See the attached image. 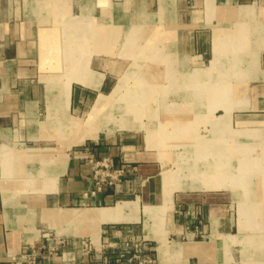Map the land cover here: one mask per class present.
I'll return each instance as SVG.
<instances>
[{
    "label": "crops",
    "instance_id": "1",
    "mask_svg": "<svg viewBox=\"0 0 264 264\" xmlns=\"http://www.w3.org/2000/svg\"><path fill=\"white\" fill-rule=\"evenodd\" d=\"M128 97L164 98L171 123L96 126ZM187 114L197 185L165 171ZM91 157L125 170L96 198ZM45 235L48 264L139 242L148 264H264V0H0V264Z\"/></svg>",
    "mask_w": 264,
    "mask_h": 264
},
{
    "label": "rangeland",
    "instance_id": "2",
    "mask_svg": "<svg viewBox=\"0 0 264 264\" xmlns=\"http://www.w3.org/2000/svg\"><path fill=\"white\" fill-rule=\"evenodd\" d=\"M146 68V67H144ZM190 75L187 76V79L189 78ZM191 83H186L185 86L187 85L188 88H185L186 91H192L190 87ZM140 85V84H139ZM151 85V84H149ZM162 89L170 92H174L177 90H182V84L178 86V83H169V82H164L161 83ZM230 85V84H229ZM235 85V84H234ZM145 84H142L141 92L145 93L147 92V89L145 90ZM136 88V84L134 83L133 80H131L125 87L124 91H134ZM137 90H139L137 88ZM145 96V95H144ZM185 105H183L186 108V111H193L194 104L197 103V99H186ZM183 100H180L179 103L181 104L184 102ZM170 102V103H169ZM170 106L173 104L174 100L170 99L169 100ZM194 103V104H193ZM197 106V104H195ZM114 106L117 107H122V111L124 113L121 115L120 113H114L113 114V119L110 120L109 116L106 115L101 119L102 125L106 126V130L111 133H115L117 129H115L114 125H119V124H131V122L134 121L136 127H140L141 131L140 133H158L159 130H157V126L159 125V122L162 123L164 122L165 124L167 122L171 123V121H168L167 115L163 113L165 111V108H167V100L164 98H152V99H133L131 100L130 97H128L126 100L125 99H115ZM184 108V109H185ZM156 113V114H154ZM221 111L220 109L217 111L216 116H220ZM138 120V122H135V120ZM187 119V124L189 125L191 130L185 131L184 138L185 142H188L187 144H190L188 146H170L168 149L170 151V156L175 158V165H171L170 163L165 171L168 172H174L176 174V183L180 182H191L195 183L197 185V177L191 176L190 178H187L186 176L188 173L190 175H193L194 172L197 174V115L193 114H187L186 115ZM100 124V122H98ZM97 124L96 126H98ZM172 132V131H171ZM167 133V132H164ZM203 135L208 134V131L203 130L201 132ZM183 134V132H182ZM183 137V136H182ZM203 137V136H202ZM192 144H195V146H192ZM167 150V149H166ZM170 160H172L170 158ZM195 160V162H194ZM194 163L196 164L195 167L192 169L194 166ZM179 167V170L177 169ZM187 169V170H186ZM188 169H191L190 172ZM178 170V171H177ZM182 171V172H181ZM194 171V172H193ZM177 172V173H176ZM194 174V175H195Z\"/></svg>",
    "mask_w": 264,
    "mask_h": 264
},
{
    "label": "built area",
    "instance_id": "3",
    "mask_svg": "<svg viewBox=\"0 0 264 264\" xmlns=\"http://www.w3.org/2000/svg\"><path fill=\"white\" fill-rule=\"evenodd\" d=\"M91 167V189L84 197L96 198L108 190L117 189L123 182L125 170L121 166H114L109 158H89ZM59 243H53L52 238L45 235L37 245L31 246L26 252L19 254L10 264H48L49 260L63 252L59 250ZM148 248L142 242L136 245L125 244L118 254L116 264H148L150 260L142 253Z\"/></svg>",
    "mask_w": 264,
    "mask_h": 264
},
{
    "label": "bare ground",
    "instance_id": "4",
    "mask_svg": "<svg viewBox=\"0 0 264 264\" xmlns=\"http://www.w3.org/2000/svg\"><path fill=\"white\" fill-rule=\"evenodd\" d=\"M86 119H88V118H86ZM97 119V118H96ZM92 121V120H91ZM88 122V121H87ZM100 123H101V120L99 121ZM99 124V123H98ZM99 126V125H98Z\"/></svg>",
    "mask_w": 264,
    "mask_h": 264
}]
</instances>
